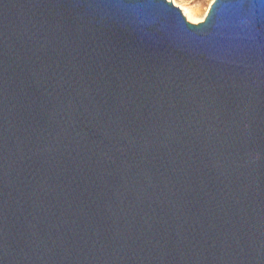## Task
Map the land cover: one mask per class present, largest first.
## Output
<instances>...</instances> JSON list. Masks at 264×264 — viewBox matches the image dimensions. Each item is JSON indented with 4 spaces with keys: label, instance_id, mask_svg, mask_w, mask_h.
<instances>
[{
    "label": "water",
    "instance_id": "water-1",
    "mask_svg": "<svg viewBox=\"0 0 264 264\" xmlns=\"http://www.w3.org/2000/svg\"><path fill=\"white\" fill-rule=\"evenodd\" d=\"M0 264H264V0H0Z\"/></svg>",
    "mask_w": 264,
    "mask_h": 264
},
{
    "label": "bare ground",
    "instance_id": "bare-ground-1",
    "mask_svg": "<svg viewBox=\"0 0 264 264\" xmlns=\"http://www.w3.org/2000/svg\"><path fill=\"white\" fill-rule=\"evenodd\" d=\"M170 1H172L174 5L178 6L182 11L183 15L186 17V19L191 22L201 20L204 16V14L200 15L197 9L192 5H188L179 0H170Z\"/></svg>",
    "mask_w": 264,
    "mask_h": 264
},
{
    "label": "rangeland",
    "instance_id": "rangeland-1",
    "mask_svg": "<svg viewBox=\"0 0 264 264\" xmlns=\"http://www.w3.org/2000/svg\"><path fill=\"white\" fill-rule=\"evenodd\" d=\"M179 1H182L183 3H186L188 5H192L197 9L200 15L203 14L205 15L212 0H179ZM198 21L200 20L192 21V22H198Z\"/></svg>",
    "mask_w": 264,
    "mask_h": 264
}]
</instances>
